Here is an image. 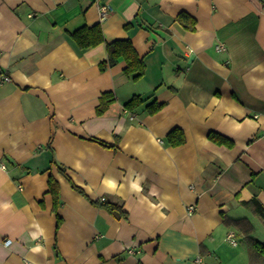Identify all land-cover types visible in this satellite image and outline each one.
I'll return each mask as SVG.
<instances>
[{
  "label": "crops",
  "instance_id": "0c3cea01",
  "mask_svg": "<svg viewBox=\"0 0 264 264\" xmlns=\"http://www.w3.org/2000/svg\"><path fill=\"white\" fill-rule=\"evenodd\" d=\"M95 24L104 41L76 48ZM116 39L139 78L109 64ZM253 197L264 207V0H0V264H264L226 221L264 244Z\"/></svg>",
  "mask_w": 264,
  "mask_h": 264
},
{
  "label": "trees",
  "instance_id": "16d2710c",
  "mask_svg": "<svg viewBox=\"0 0 264 264\" xmlns=\"http://www.w3.org/2000/svg\"><path fill=\"white\" fill-rule=\"evenodd\" d=\"M179 19L182 23H184L185 26L190 27L191 29L194 26V20L191 19L186 13H182L179 15ZM189 20L190 24L187 25L185 21ZM73 39L76 43V48L79 49H84L89 46H94L99 43H102L104 41V35L102 33L101 27L99 24L92 25L90 27L83 26L80 27L79 29L75 30L73 32ZM105 46L107 48V60L110 65L115 64L116 59L118 57H122L125 62L126 66L123 69V73H125L128 76H132L133 78H139L144 74V62L142 59L138 58L137 53L134 49V46L131 44V41L128 39H116V41H111V42H105ZM111 94L106 92L103 94V96L100 99V104L97 106V113L101 114L104 112L106 106L111 102ZM145 100L142 99L139 95H133L132 98L126 102L124 105L126 109L132 110L133 108L141 105L144 103ZM162 103H157L155 100L149 102L146 104V109L149 112H154L161 107ZM209 137H211V140L214 142H217L219 144H225L227 146L231 145L230 139L228 140L225 137H222L218 134H209ZM167 138L169 139L170 143L172 145L178 144V143H183L185 138L183 137V133L181 132L180 129H174ZM93 140H96L95 138H90ZM101 144L105 145L103 142L98 141ZM60 172L67 177V174L65 173L63 168H59ZM51 190L53 191V198L55 201V205L58 203V192L56 189L55 182L51 181ZM72 186L75 189H78L74 184ZM244 204L249 205L253 212L262 219L264 222V207L262 203H260L255 197H253L250 201L245 202ZM103 207H105L107 210H110L113 215L117 218H122L125 216L126 212L124 209H122V206L118 202H113V201H103L101 203ZM229 224L233 223L237 227H240V225H244L243 229L244 234H245V239L248 242L249 245L254 249V251L259 254V255H264V244L251 235L249 233L251 232L252 225L251 223L245 219H232V220H226Z\"/></svg>",
  "mask_w": 264,
  "mask_h": 264
},
{
  "label": "built area",
  "instance_id": "2783aa9c",
  "mask_svg": "<svg viewBox=\"0 0 264 264\" xmlns=\"http://www.w3.org/2000/svg\"><path fill=\"white\" fill-rule=\"evenodd\" d=\"M110 9L111 8H110L109 5H107V4H100V6H99L100 19L101 18H104L108 14V12L110 11ZM216 49L219 50V51H221V50H224L225 49V46L223 44L219 43V44L216 45ZM3 80H8V77L7 76L3 77ZM192 208H193L192 206L189 207V211H191ZM226 239L232 245L237 243L234 232L228 233ZM10 243H11V240L10 239H5V241H4V244L5 245H9ZM129 252H133V250L129 249Z\"/></svg>",
  "mask_w": 264,
  "mask_h": 264
}]
</instances>
